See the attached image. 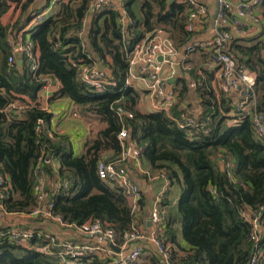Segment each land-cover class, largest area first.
<instances>
[{"label":"trees","instance_id":"16d2710c","mask_svg":"<svg viewBox=\"0 0 264 264\" xmlns=\"http://www.w3.org/2000/svg\"><path fill=\"white\" fill-rule=\"evenodd\" d=\"M10 1L17 0H0V175L5 187L1 212L28 214L32 211L38 203L35 165L41 158H48V162L43 161L46 177L67 179L69 185L66 189L43 191L42 203L51 202L52 212L60 215L65 224L79 226L90 219H99L113 228L115 246L121 247L135 227V211L122 188L98 178L96 163L102 149L110 148L112 156L120 154L118 133L124 126L128 131L125 146L129 143L139 146V158L153 169L164 171L163 175L170 183L176 181L180 188L176 207L180 237L186 246L180 245L177 232L166 220L163 238L171 244L168 261L247 264L253 252L249 240L251 224L241 211L251 208L264 213V144L250 115H241L233 123L230 112H236V106L231 95L223 89L216 92L211 87L195 89L198 113L186 110L182 101L174 103L167 111L140 113L135 108L138 92L125 84L126 58L138 41L151 38L157 30H162L173 43L181 45L191 40L194 33L186 29L190 20L188 6L175 0H143V19L138 20L132 9L134 0H121L129 20L126 27L115 7L92 11L87 30L90 57L88 50H82L81 37L76 35L83 28L82 21L89 13L90 0H78L69 14H64L62 25L59 24L61 10L66 12L73 1H68L65 11L59 1L58 12L24 31L31 41L28 46L36 56L37 66L31 68L24 53H18L14 61H8L12 52L8 40L15 38L37 12L29 7L32 0H26L20 5L25 19L18 17L8 25L3 24L1 16L8 10ZM259 2L264 6V0ZM100 18L104 19L102 24ZM57 41L61 48L54 47ZM64 46L67 48L63 49ZM106 55H113L122 70L118 76L113 71L114 86L97 92L76 79L77 63L82 62L78 58L88 63L99 59L105 65ZM17 58L22 60L19 66ZM237 63L239 69L249 68L256 73L254 110L264 112L263 54L258 53L255 65L250 59L242 61L238 58ZM42 75L59 82L53 97H67L77 104L92 102L93 109L107 122L98 137L86 144V150L80 156L72 153L66 137L51 133V114L37 104L21 111L16 108L1 111L11 103L22 101L20 95L35 100L46 84L39 78ZM117 104L132 112L133 117L119 116ZM18 114L24 116L18 117ZM187 116L196 120V128L179 126L178 122ZM128 137L130 141H127ZM228 158L232 161L229 170L225 163ZM51 160L57 163L55 169ZM137 206L139 211L142 210V197ZM0 230L6 228L0 227ZM43 238L35 235L30 241ZM175 248L183 254H178ZM100 255L88 253L80 255L76 263L61 262L53 255L16 245L6 236L0 237V264H113L111 257ZM127 264L167 263L150 249L142 260Z\"/></svg>","mask_w":264,"mask_h":264},{"label":"crops","instance_id":"0c3cea01","mask_svg":"<svg viewBox=\"0 0 264 264\" xmlns=\"http://www.w3.org/2000/svg\"><path fill=\"white\" fill-rule=\"evenodd\" d=\"M25 1L26 0H19V2L18 0L10 1L8 10L1 16V22L8 25L18 19V17H21V20L25 19L24 16H26V14L20 8L21 3ZM42 1H44L45 5H49L51 3V0ZM59 1L63 3L64 9H67L66 5H68L67 3L69 0H52V2H54L56 6H54V12L50 15L58 12L61 5ZM72 1L77 2L78 0ZM198 1L207 5L210 14L209 22L203 28L197 29L190 42H186L181 45L177 44L176 42L173 43L176 47V51L173 54L169 55L167 57V60L162 61V69L160 72L161 76L165 78L167 90L173 89V91L176 93L177 102L182 101L183 107L193 113H198L199 110L198 97L195 92L196 88H199L200 90H207L208 87H211L216 92H218V90L220 89H223L231 95L232 103H235V105L240 99L239 88L227 89L222 84L221 70L219 64L214 60L213 57H211L204 51L198 50L193 52H186L184 49V45H187V43L206 39L212 36L214 33L215 24L212 23V17L214 12L217 10L218 2L217 0ZM244 1L252 0H231L232 9L230 11V14H232L235 18H237L235 16L236 10ZM142 2L143 0H134L132 3L134 16L138 20L143 19V15L141 12ZM261 2L251 3V8L246 13V16H248L253 21L256 20V22L260 25V31L258 27L241 20L243 26L238 33L252 35L249 37L234 38L230 32V29L228 28L231 34L228 49L231 50V56L237 66H239L237 63L238 58L242 59V61L250 59V63L255 65V59L258 53H261V55L263 54L264 6H262ZM113 3L115 5V8L119 10L121 16L123 17V24L126 27L129 20L121 9L120 0H114ZM36 4L37 0H32L29 7L36 10ZM91 14L92 13L89 12L85 17V23L83 25V31L81 34L82 50H88L90 57L91 53L89 48V41L87 39V30ZM50 15H45V18ZM103 21L104 19L100 18L99 23L102 24ZM28 23L29 24L26 23L25 26L17 32L15 38L10 39L15 40L17 38L23 37L22 39L25 42V45H30V38L27 34L24 33V31H26L32 25L30 22ZM229 24L233 25V20H230ZM64 48L67 47L64 46L63 49ZM81 59L83 60V58ZM88 64L96 66L98 69L104 72L108 80L112 81H114L113 78H115V76H118L120 71H122L118 68L119 66L116 65L113 59V55H106L105 65H103L99 59H93L91 60V63L89 62ZM113 71L115 72V76ZM124 78L126 82L125 84L132 87L139 94V98L135 107L136 110L140 113L155 111L154 103L155 101H158V99H156V97L150 91H148L146 87V83L141 76V64L137 63L131 67H127L126 72L124 71ZM59 86L60 84L58 81L49 79V84L44 85L38 91L37 98L35 100H31L28 96L20 95L19 97L22 98V101H16V109L18 111H21L25 107L31 106L32 104H37L39 107H45V111L51 114L49 123L51 133H56L58 135L66 137L72 153L74 155L80 156L85 152L86 144L98 137L99 132L107 126V122L103 119V116L101 114L97 113L93 109L92 102L77 104L67 97H53L54 93L59 89ZM95 91L98 92L100 90ZM116 107L121 110L123 109V105L119 106V104H117ZM249 108L250 106L248 105L247 109L249 110ZM18 115V117L24 116L23 114ZM230 115H232L233 117L234 113L230 112ZM127 141H130L129 137L127 138ZM133 145V143H129L130 147H133ZM110 154H113V151L110 148L102 149L99 152V159ZM50 163L52 168L55 169L57 166L56 161L51 160ZM126 168L131 181L139 188V193L141 195L140 197H142L143 199L144 206L142 207V210L139 211L137 203L135 205L134 226L143 233L144 237L143 239L133 241L124 246L121 245V247L117 248L118 250L112 248L115 254L112 259L116 258L117 256L128 254L137 246L141 247L142 255L147 254L150 249L152 251H156L155 246L148 239L150 227L146 224V222L149 210L154 205L159 195H162L160 205L165 215V222L167 220L171 223V227L177 232L178 242L181 246H186L179 233V213L176 207V200L178 198L179 192L175 193L173 196H167L166 193H169L170 191V181L167 179V176L163 175L164 171L153 169L149 164H147L140 158L127 159ZM57 182V177L53 178L51 176H48L43 183V187L39 189H41V191H46L48 190V188H51L54 191L56 190ZM108 182L112 183L111 185L122 188L117 180ZM39 189L37 187V191H39ZM128 201L131 205V199L129 196ZM0 227L6 229H28L35 232L37 235L43 236L44 238L41 239V241L36 240L33 243H31V241H28L22 246L28 249L39 250L46 255H53L57 258H59L57 249L53 242L49 239L50 235H53L56 239H69L76 242L95 244L102 250L108 249L111 246L103 236H89L80 231L76 226L62 225L57 221L41 216L33 217L22 213H3L0 210ZM163 239L166 242V246L169 248L171 244L165 240V237ZM175 249L178 254H183V251H179L177 248ZM100 257L105 258V253L101 254ZM60 261L62 262L61 259Z\"/></svg>","mask_w":264,"mask_h":264},{"label":"built area","instance_id":"2783aa9c","mask_svg":"<svg viewBox=\"0 0 264 264\" xmlns=\"http://www.w3.org/2000/svg\"><path fill=\"white\" fill-rule=\"evenodd\" d=\"M114 0H90L88 11L92 12L104 7L112 8L115 7ZM178 3L185 4L190 10V20L186 25V29L192 34L197 31L198 28H203L209 22V11L206 4L200 3L198 0H175ZM260 0L244 1L241 3L236 10L239 15H246L250 10L251 3L259 2ZM218 9L215 18V28L212 36L184 45L186 52L193 51H204L208 53L214 60L219 64L221 74H222V84L227 89H240V99L235 105L234 116L231 121L236 123L241 115H250L254 129L264 144V112H257L254 110L255 107V93H254V83L256 78V73L247 68H238L234 63L231 56V52L228 49L229 40L231 34L223 25L233 20V27L237 32H240L242 25L241 19L231 16L230 11L232 9L231 0H217ZM121 9L123 6L120 0ZM232 18V19H231ZM45 19L43 13H35L31 24L40 22ZM121 21L123 17L121 16ZM256 21V20H255ZM85 23V18L82 21V25ZM83 28L76 32L78 37H81ZM9 45L12 48L11 55L8 57V61H14L18 53H24L30 63L31 68H36V56L35 53L30 49L28 45L22 38H17L15 40L9 39ZM190 42V40L188 41ZM60 43L57 41L54 43L55 48H61ZM176 51V47L173 42L168 39L166 34L162 30H157L154 36L151 38H143L138 41L133 49L128 53L126 61L128 67L134 64H141V76L146 83L148 91H150L158 101L154 103L155 110H168L174 103L177 102L176 93L173 89L166 88L165 78L161 76L160 72L162 69L161 63L167 60V57ZM159 57H162L159 60ZM264 57V50H263ZM80 63H77L76 79L87 86L89 89L95 90H108L110 87L115 85V81L108 80L103 71L98 69L96 66H92L87 62H84L79 58ZM40 80L49 84V78L47 76H40ZM126 83V82H125ZM45 84V85H46ZM160 101V102H159ZM250 106L249 110L247 106ZM16 102L9 104L7 107L1 109V111H11L16 108ZM46 110L45 107H41ZM248 110V111H247ZM117 114L127 115L128 117H133V113L126 110H117ZM40 121V120H39ZM180 127H193L196 128L197 122L191 117L187 116L178 122ZM128 135L126 127L118 133V140L121 144V152L116 156L113 154L107 155L98 159L96 163V174L99 179L106 181L117 180L122 189L131 199V208L134 210L135 205L140 198L139 188L131 181L126 168V161L129 158H139L140 147L133 145V153L130 154V146H125L124 141ZM43 161L48 162L49 159L42 158L35 165V181L38 184V189L43 187V183L46 179V173L43 168ZM227 169L232 167V161L228 158L225 161ZM3 185V178L0 175V209H3L2 199L5 197ZM69 185V180L58 179L56 183V190L63 188L66 189ZM213 191V190H212ZM161 196L154 205L150 208L148 213V219L150 221V233L148 235L149 241L155 246L157 253L162 257V259L167 264H181V263H170L168 247L163 241L164 225H165V215L160 205ZM38 203L32 209L29 216H41L47 219L57 221L62 225L75 226L74 224H65L60 215L54 214L52 212L53 204L51 202L43 204L44 193L39 189L37 194ZM264 209V208H263ZM4 213H7L3 211ZM14 214V213H11ZM241 215L251 224V231L249 234V240L253 244V252L247 262V264H260L264 261V213L261 210L245 208L241 211ZM263 217V218H262ZM262 219V220H261ZM80 231L89 236H103L109 242L111 246H115V232L113 228L107 226L99 219H90L76 226ZM259 227V229H258ZM35 235V232L28 229H6L0 230V237H8L16 245H24L26 242L30 241ZM143 233L136 227L127 234L122 246L129 244L133 241L143 239ZM49 239L56 246L57 254L59 258L67 263H76L80 255L95 253L104 254L106 257H113L114 251L112 247L102 250L99 246L91 243L76 242L69 239H56L53 235L49 236ZM141 253V247L137 246L132 249L128 254L117 256L112 259L113 264H127L138 259Z\"/></svg>","mask_w":264,"mask_h":264},{"label":"rangeland","instance_id":"374dc122","mask_svg":"<svg viewBox=\"0 0 264 264\" xmlns=\"http://www.w3.org/2000/svg\"><path fill=\"white\" fill-rule=\"evenodd\" d=\"M38 1H39V3H38ZM75 5H76V1L75 2L73 1L70 5H68V10L66 12L63 13V10H61V14H60V18H59L60 19V21H59L60 25L64 24L63 22H61L62 19L64 18L63 17L64 14L65 15L69 14L70 9H72V6L74 7ZM54 6H56V5L54 4V2H52V0H51V3L49 5H47V4L45 5L44 1H42V0H37V4L35 5V9H36V12H38V13L50 15L54 12ZM64 11H65V9H64ZM57 27H58V24H57ZM169 187H170V191H169V193H166L167 196L170 197V196H173L175 193H178V192L180 193V188H179V185L177 184L176 181L171 182ZM144 256L145 255L143 254L138 259L142 260Z\"/></svg>","mask_w":264,"mask_h":264},{"label":"water","instance_id":"95a60500","mask_svg":"<svg viewBox=\"0 0 264 264\" xmlns=\"http://www.w3.org/2000/svg\"><path fill=\"white\" fill-rule=\"evenodd\" d=\"M172 1H173V0H169V2H172ZM217 9H218V7H217ZM216 14H217V10L214 12L213 17H212V23H213V24H215L214 22H215ZM235 16L238 17L239 19L243 20V21H246L247 23H249V24H251V25H254V26L258 27L259 31L261 30L260 25H259L256 21L251 20L248 16H246V15H239V14H237V13H235ZM223 27H224V28H229V29H230V32H231V34H232V36H233L234 38H235V37H249V36L252 35V34H240V33H238V32L236 31V29L233 28V25H232V24H229V23L223 25ZM161 58H162V57H159V60H160ZM16 63H17V65L19 66V65L22 63V60H21V59H17ZM132 153H133V147L130 148V154H132ZM146 224L150 226V221H149L148 218H147V222H146ZM258 229H259V227H258ZM111 247H112L113 249H115V250H118V249H117L118 247H116V246H111Z\"/></svg>","mask_w":264,"mask_h":264}]
</instances>
